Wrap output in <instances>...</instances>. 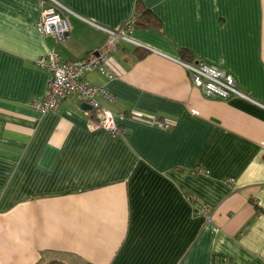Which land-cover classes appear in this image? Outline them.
<instances>
[{
  "label": "crops",
  "instance_id": "1",
  "mask_svg": "<svg viewBox=\"0 0 264 264\" xmlns=\"http://www.w3.org/2000/svg\"><path fill=\"white\" fill-rule=\"evenodd\" d=\"M68 36L36 29L46 0H0V264H264V109L206 97L176 62L225 71L264 106V0H56ZM145 48L116 42L112 80L83 76L133 113L112 138L75 97L40 114L49 74L37 60H87L134 18ZM145 52L142 57L138 53Z\"/></svg>",
  "mask_w": 264,
  "mask_h": 264
},
{
  "label": "built area",
  "instance_id": "2",
  "mask_svg": "<svg viewBox=\"0 0 264 264\" xmlns=\"http://www.w3.org/2000/svg\"><path fill=\"white\" fill-rule=\"evenodd\" d=\"M46 1L50 3L51 7L41 11L36 22V29L43 37H50L55 43L62 42L67 38L69 31L63 16L67 10L56 0ZM83 21L107 34L112 39L111 44L87 60L62 62L54 50H50L46 55L40 57L37 60V65L49 74V78L43 98L32 102L30 104L32 109L43 115L56 110L67 98L75 97L79 104H86L90 107L89 110L84 111L89 120V128L102 129L112 138L123 134L116 118L120 120L129 119L161 129H168L169 123L155 118L137 116L133 113H124L116 117L108 110L100 107L97 98L112 101V96L103 88L86 85L82 81L83 76L92 71H98L109 80L115 77L108 67L107 60L109 55L114 52L116 42L120 41L137 48H147L130 38L134 29L131 21H126L116 30L106 29L87 20ZM176 62L184 69L192 85L199 89L204 96L222 101L240 99L264 109L263 105L240 90L234 79L222 69L203 62ZM212 264L220 263L213 261Z\"/></svg>",
  "mask_w": 264,
  "mask_h": 264
},
{
  "label": "trees",
  "instance_id": "3",
  "mask_svg": "<svg viewBox=\"0 0 264 264\" xmlns=\"http://www.w3.org/2000/svg\"><path fill=\"white\" fill-rule=\"evenodd\" d=\"M133 28H157L158 23L153 15L146 9H144L139 3L136 4L134 18L130 20ZM145 52L138 53L139 57H142Z\"/></svg>",
  "mask_w": 264,
  "mask_h": 264
},
{
  "label": "water",
  "instance_id": "4",
  "mask_svg": "<svg viewBox=\"0 0 264 264\" xmlns=\"http://www.w3.org/2000/svg\"><path fill=\"white\" fill-rule=\"evenodd\" d=\"M95 55H96V54H95ZM80 109L83 110V111H86V110H89L90 107H89L88 105H86V104H81V105H80Z\"/></svg>",
  "mask_w": 264,
  "mask_h": 264
}]
</instances>
